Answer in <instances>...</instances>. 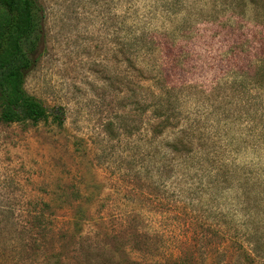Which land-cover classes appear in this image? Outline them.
Instances as JSON below:
<instances>
[{"label":"rangeland","instance_id":"1","mask_svg":"<svg viewBox=\"0 0 264 264\" xmlns=\"http://www.w3.org/2000/svg\"><path fill=\"white\" fill-rule=\"evenodd\" d=\"M39 2L44 38L25 88L48 109L62 106L64 121H0V264H244L227 241L234 230L230 197L189 194L181 178L171 183L166 137L151 136L149 112L140 122L134 102H149L157 87L140 67L209 96L215 85L252 75L264 51V0ZM141 35L152 41L148 56L139 51ZM184 92L185 107L199 105L190 115L216 132L209 144L218 132L226 138L243 132L238 117L256 95L220 88L206 100ZM223 141L214 146L224 151ZM240 143L232 142L238 151L232 158L264 167L263 145L253 151ZM260 175L247 179L238 171L232 180L248 182L259 195L252 184ZM200 178L206 181L195 175L196 190ZM255 207L263 230L264 202Z\"/></svg>","mask_w":264,"mask_h":264},{"label":"trees","instance_id":"2","mask_svg":"<svg viewBox=\"0 0 264 264\" xmlns=\"http://www.w3.org/2000/svg\"><path fill=\"white\" fill-rule=\"evenodd\" d=\"M233 11L242 12V9L234 8ZM259 12L264 16V5ZM170 13L171 11H168L166 14ZM44 19V7L39 0H0V121L3 123L37 124L49 121L58 126L63 124L62 106L48 109L41 99L30 94L25 88L27 75L38 60L37 51L44 38ZM138 46L143 55L148 56L153 52L152 41L146 40L143 35L139 38ZM257 62L258 65L252 75L238 81L232 80L230 85H215L210 88V96L207 90H201L197 86H173L166 83L162 72L153 73L149 67L145 69L140 67L139 71L143 78L150 79L148 74L152 73L154 85L157 87L152 92L149 102L144 100L134 102L140 122H143L142 116L149 112L151 136L166 137L163 147L169 155L166 168L169 173L168 179H172L171 183H176L181 178L185 180L186 191H189V194L196 191L201 193L214 191L226 193L230 197L233 211L228 223L234 226V230L227 236V241L241 251L240 260L244 264H264V229L262 230L263 226L254 221L253 216L258 209L255 206L263 205L264 202V179L252 184L256 185V189L260 188L257 191L259 195L251 191L248 182L235 184L232 179L238 171L243 172L245 178L252 175L253 171L260 175L264 167L256 169L255 167L259 166L257 163L246 164L244 161L237 163L232 156L238 151L231 145L234 141H241L240 145L250 146L253 151H256L259 145L264 147V51ZM186 88L193 89L194 94L195 91L199 92L206 100H210L209 97L215 99V92L217 93L220 88L224 90L230 88L236 92L241 89L244 92L245 89L255 91V96L251 97L248 94L251 99L245 102V107L242 106V115L238 117L243 132L232 138H226L218 132L217 139L209 144L207 140L216 132H212V127L200 125V119L190 115L198 111L199 105L194 104V108L185 107V97L188 95L184 92ZM254 98L258 99L260 109L254 107L256 101H253ZM128 116V114L122 116V120H126ZM108 125L106 130L110 132L112 127ZM132 129L128 132L130 133ZM222 140L227 142L224 151L220 150L221 147L214 146L217 141L219 146H222L223 143L220 142ZM182 167L184 170L180 171ZM195 175L206 179L204 182L199 179L197 190L193 187L196 183ZM229 192L232 195L228 194ZM78 220L79 217L76 218L74 225L77 229ZM41 222L42 220L38 218L34 226L41 225ZM255 255H258V260Z\"/></svg>","mask_w":264,"mask_h":264}]
</instances>
